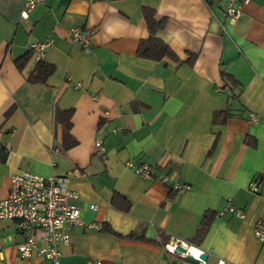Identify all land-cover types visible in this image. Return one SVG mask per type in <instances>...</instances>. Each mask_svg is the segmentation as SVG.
<instances>
[{"label":"crops","instance_id":"1","mask_svg":"<svg viewBox=\"0 0 264 264\" xmlns=\"http://www.w3.org/2000/svg\"><path fill=\"white\" fill-rule=\"evenodd\" d=\"M23 1L0 0V198L12 173L62 175L79 194L80 216L102 224L74 226L58 264H264L254 231L264 217V0H249L233 20L224 0H45L22 18ZM144 6L164 20L155 34L177 59L137 54L149 35ZM73 25L89 31L88 53L68 38ZM47 40L37 54L32 45ZM40 58L54 70L29 81ZM65 110L66 133L58 116ZM128 158L158 163V175L190 187L142 176ZM229 203L244 216L217 213ZM21 239L0 220L4 264H52L19 257ZM175 240L202 249L205 262L167 250Z\"/></svg>","mask_w":264,"mask_h":264},{"label":"built area","instance_id":"2","mask_svg":"<svg viewBox=\"0 0 264 264\" xmlns=\"http://www.w3.org/2000/svg\"><path fill=\"white\" fill-rule=\"evenodd\" d=\"M45 0H24L20 15L27 18L29 12L37 5L44 3ZM249 0H224V11L230 19H236L242 12L244 4ZM68 38L82 46L84 52H89L90 36L89 31L81 26H70L67 32ZM50 40L35 42L32 46L35 52L42 55L46 45ZM31 46V48H32ZM249 120L255 121L253 113L249 114ZM95 147L101 156L105 154V146L101 139L95 140ZM51 150H58L56 147ZM127 167L134 172L151 177L158 175L159 164L146 161H135L128 158L125 161ZM164 182H169L171 189L182 191L190 187L185 181L171 180L165 174L158 175ZM260 179L255 178L249 182V187L253 191H258ZM78 192L67 185V178L62 175H42L30 170L12 173L10 175V187L6 196L0 198V220H10L16 231L22 235V239L16 244L17 254L19 257L38 255L52 264H58L61 255V246L70 240L71 231L74 226L85 228L101 229L102 224L96 221H86L80 216L81 207L77 203ZM89 208H96L94 202L88 203ZM225 210L243 217L242 208L227 204L226 207L220 208L217 213L222 215ZM256 236L264 241V217L256 219L254 225ZM177 240L167 243V250L175 252ZM185 253H190L200 259V263L205 260L199 255L203 250L197 248V253L190 250L191 245L186 247ZM185 253H180L184 255ZM100 261H95L99 264ZM0 264H4L0 256ZM218 264L222 263L219 260Z\"/></svg>","mask_w":264,"mask_h":264},{"label":"trees","instance_id":"3","mask_svg":"<svg viewBox=\"0 0 264 264\" xmlns=\"http://www.w3.org/2000/svg\"><path fill=\"white\" fill-rule=\"evenodd\" d=\"M142 12H143V16L149 31V35L147 37L142 38L139 41V44L137 46V54L143 57H147V58H151V59H161L163 57H169L172 59H177L178 56L177 54L171 49V47L161 38H159L158 36H156L155 32L158 28L163 26V19H157L155 17V12L154 9L151 7H147L144 6L142 8ZM32 52L31 49L27 50L26 53H24L23 55L17 57L14 59L15 64L17 65V67L21 68L24 63L27 61V59L30 56V53ZM191 54V53H190ZM193 58V54L191 55L190 59L192 60ZM54 70V65L52 63L47 62L45 59L40 58L36 64L34 65L33 69L30 71L29 75H28V79L29 81L32 82H41V81H45L47 76ZM223 75H227L226 72L224 70H221ZM70 110H65V111H61L58 112L60 115L59 118L61 119V121L64 124V130L65 133L68 131L69 129V125H70ZM221 113V112H215L214 116L216 118V114ZM225 117V114H223ZM213 116V117H214ZM116 195L119 194H115L113 196V199L117 198ZM128 203L126 201V205L124 208L128 207ZM214 214L213 212H206L203 215L202 218V226L201 228H199L198 232V236H202L203 233L205 232V227L209 225L210 223V217L208 215H212ZM104 228V227H103ZM105 229V228H104ZM129 236H133V232L128 234Z\"/></svg>","mask_w":264,"mask_h":264},{"label":"water","instance_id":"4","mask_svg":"<svg viewBox=\"0 0 264 264\" xmlns=\"http://www.w3.org/2000/svg\"><path fill=\"white\" fill-rule=\"evenodd\" d=\"M186 250H187L186 246H184V245L181 244V243H178L177 246H176V248H175V252H177V253H178V252H179V253H181V252H182V253H185ZM199 257H200L201 259L205 260V259L207 258V254H206L205 252H203V253H201V254L199 255ZM185 258H186L187 260H189L190 262H192V263H199V262H200V259H199V258L193 256V255L190 254V253H186V254H185Z\"/></svg>","mask_w":264,"mask_h":264},{"label":"bare ground","instance_id":"5","mask_svg":"<svg viewBox=\"0 0 264 264\" xmlns=\"http://www.w3.org/2000/svg\"><path fill=\"white\" fill-rule=\"evenodd\" d=\"M192 248L190 249V250H192L194 253H197V248L196 247H193V246H191ZM179 253V252H178ZM186 254V253H185ZM184 254V255H185Z\"/></svg>","mask_w":264,"mask_h":264},{"label":"rangeland","instance_id":"6","mask_svg":"<svg viewBox=\"0 0 264 264\" xmlns=\"http://www.w3.org/2000/svg\"><path fill=\"white\" fill-rule=\"evenodd\" d=\"M182 260H186L185 258H182Z\"/></svg>","mask_w":264,"mask_h":264}]
</instances>
